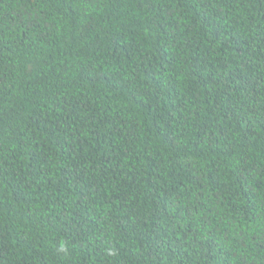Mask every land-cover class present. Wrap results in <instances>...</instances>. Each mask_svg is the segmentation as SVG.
I'll list each match as a JSON object with an SVG mask.
<instances>
[{
    "label": "trees",
    "instance_id": "1",
    "mask_svg": "<svg viewBox=\"0 0 264 264\" xmlns=\"http://www.w3.org/2000/svg\"><path fill=\"white\" fill-rule=\"evenodd\" d=\"M0 264H264V0H0Z\"/></svg>",
    "mask_w": 264,
    "mask_h": 264
}]
</instances>
